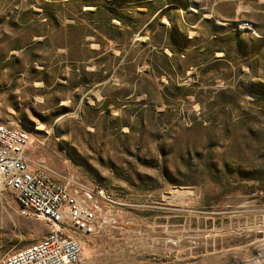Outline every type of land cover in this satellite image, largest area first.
Here are the masks:
<instances>
[{
	"label": "rangeland",
	"instance_id": "1",
	"mask_svg": "<svg viewBox=\"0 0 264 264\" xmlns=\"http://www.w3.org/2000/svg\"><path fill=\"white\" fill-rule=\"evenodd\" d=\"M0 122L104 191L82 264H264V0H0ZM46 235L0 189V264Z\"/></svg>",
	"mask_w": 264,
	"mask_h": 264
},
{
	"label": "built area",
	"instance_id": "2",
	"mask_svg": "<svg viewBox=\"0 0 264 264\" xmlns=\"http://www.w3.org/2000/svg\"><path fill=\"white\" fill-rule=\"evenodd\" d=\"M32 143L28 132L0 122V189L14 193L23 217L40 221L47 229L43 240L17 250L4 264H82L79 244L71 234L99 233L97 199L109 201L102 189L85 188L44 163L27 159Z\"/></svg>",
	"mask_w": 264,
	"mask_h": 264
}]
</instances>
